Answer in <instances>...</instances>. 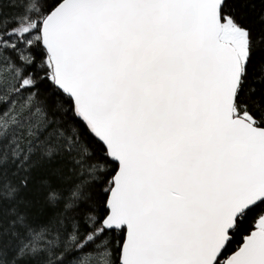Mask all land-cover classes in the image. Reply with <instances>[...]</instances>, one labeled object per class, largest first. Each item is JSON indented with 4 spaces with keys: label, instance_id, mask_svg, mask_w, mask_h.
I'll use <instances>...</instances> for the list:
<instances>
[{
    "label": "snow or ice",
    "instance_id": "6c2138e0",
    "mask_svg": "<svg viewBox=\"0 0 264 264\" xmlns=\"http://www.w3.org/2000/svg\"><path fill=\"white\" fill-rule=\"evenodd\" d=\"M246 2L0 0V264H264V31Z\"/></svg>",
    "mask_w": 264,
    "mask_h": 264
},
{
    "label": "trees",
    "instance_id": "16d2710c",
    "mask_svg": "<svg viewBox=\"0 0 264 264\" xmlns=\"http://www.w3.org/2000/svg\"><path fill=\"white\" fill-rule=\"evenodd\" d=\"M19 9L10 6L9 4H5L3 11L5 14H13ZM241 11L244 13V22L250 24L252 28L254 29V35H258L261 31H264V2L262 0H247V2L243 5H241ZM34 51L37 54H42V47H36ZM39 63V61H38ZM41 76H43V73H41ZM47 87H50V85H47ZM46 84H42L40 87V99L44 100L46 98ZM0 107H7L6 104H0ZM79 123V122H78ZM81 128H83V125H80ZM84 139H86L89 142L90 148L95 149L96 142L93 137L86 134ZM100 155L99 153H97ZM51 167H55L59 169V173L52 178V186L60 189L65 194L67 193V190L72 186L73 183H75L78 179L76 172L72 171V164L71 162L65 158L64 160L57 161L55 165H52ZM48 170V166H45V169L42 170L46 172ZM38 174L33 173V180L30 183V191H26L22 193L24 195L26 200L33 201L32 206L30 207L29 211L31 213L32 218L36 222H40L44 219V216L41 215V209H43L45 212L50 211L47 206L45 205L44 201V190L41 189L39 192H36V180L38 179ZM110 178V177H109ZM5 180H11L13 183L19 182V177L12 176L11 172L8 173V175L5 176ZM107 185H94L92 188L93 194L97 195L99 198L106 200V194L104 192V188H106ZM38 200V203L36 201ZM5 207H7V201H5ZM23 207V206H22ZM7 223V218L6 221ZM120 234L118 233L117 236ZM239 239V238H237ZM9 259L11 258V254H9Z\"/></svg>",
    "mask_w": 264,
    "mask_h": 264
}]
</instances>
